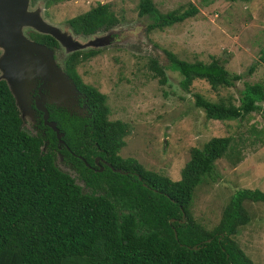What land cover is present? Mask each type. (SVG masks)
Segmentation results:
<instances>
[{"label": "trees", "instance_id": "trees-1", "mask_svg": "<svg viewBox=\"0 0 264 264\" xmlns=\"http://www.w3.org/2000/svg\"><path fill=\"white\" fill-rule=\"evenodd\" d=\"M197 12L192 4L164 14L157 12L152 0L137 4V15L152 21L146 32L181 23ZM116 24L108 3H98L66 20L71 32L79 36L107 31ZM28 37L53 51L58 49L47 35L28 32ZM97 53L76 52L63 60L64 73L91 106L90 116L83 118L46 106L48 120L64 134L61 149L56 148L54 133L42 125L41 117L34 135L24 130L14 100L0 81V264H253L234 237L250 220L245 202L264 203V192L236 190L211 229L189 212L194 190L211 179L215 162L231 156L232 163L240 160L239 152L231 151V138L212 137L191 148L177 181L145 169L132 158L120 157L128 125L108 119L105 95L84 84L76 72L80 61ZM163 53L167 68L154 59L148 62L160 85L166 83V69L181 76L179 85L184 91L195 80L216 91L242 79L213 57L209 62H190L169 51ZM252 70L250 66L248 73ZM237 101V105L231 99L214 102L194 95V106L206 119L243 120L260 109L263 83L245 84ZM95 158L101 160V171ZM58 162L70 172L60 170Z\"/></svg>", "mask_w": 264, "mask_h": 264}, {"label": "rangeland", "instance_id": "rangeland-1", "mask_svg": "<svg viewBox=\"0 0 264 264\" xmlns=\"http://www.w3.org/2000/svg\"><path fill=\"white\" fill-rule=\"evenodd\" d=\"M138 2L30 0V7L43 6L47 21L75 36L66 20L98 3L110 5L118 24L109 31L79 36L76 39L80 44L87 42L89 47L72 53L98 51L92 58L80 61L76 71L85 84L105 95L108 119L128 125L129 134L118 153L120 157L132 158L145 169L177 181L191 148L200 147L212 137L231 138V151L239 152L240 160L232 163L233 156L217 160L211 179L194 190L189 207L191 217L211 229L236 190L264 192V101L258 104V111L243 120L214 121L206 119L203 111L194 106V95L214 102L231 99L237 105L245 84L262 82L264 86V0H152L159 14L186 9L188 4L198 12L181 23L150 32L145 27L152 21L148 16L137 15ZM164 51L190 62H209L213 57L229 73L241 74L242 79L233 87L216 91L195 80L184 91L179 85L181 76L166 69V83L160 85L149 71L148 62L154 59L167 68ZM64 52L62 48L53 51L59 67L67 56ZM250 66L253 70L248 73ZM73 104L74 101L69 105ZM34 118L33 124L23 123L24 130L33 135L36 113ZM58 167L70 172L59 162ZM244 206L250 220L238 229L234 239L253 264H264V203L245 202Z\"/></svg>", "mask_w": 264, "mask_h": 264}, {"label": "water", "instance_id": "water-1", "mask_svg": "<svg viewBox=\"0 0 264 264\" xmlns=\"http://www.w3.org/2000/svg\"><path fill=\"white\" fill-rule=\"evenodd\" d=\"M28 32L53 38L58 48L65 51L64 57L89 47V44H80L76 39L79 35L72 36L67 30L47 21L43 6L30 7V0H0V81L6 84L22 122L33 124L35 112H40L42 125L54 133L60 149L61 145L64 146V134L55 122L48 120L45 104L59 105L60 101L62 106H66L64 102L70 97L75 98L77 90L62 67L57 65L53 50L31 40ZM34 91L38 95H33ZM41 91L48 98H38L42 96ZM107 166L113 172L125 174Z\"/></svg>", "mask_w": 264, "mask_h": 264}, {"label": "flooded vegetation", "instance_id": "flooded-vegetation-1", "mask_svg": "<svg viewBox=\"0 0 264 264\" xmlns=\"http://www.w3.org/2000/svg\"><path fill=\"white\" fill-rule=\"evenodd\" d=\"M62 67V66H61ZM63 70V68H61ZM77 72V71H76ZM80 77V76H79ZM81 79V78H80ZM82 81V79H81ZM83 82V81H82ZM84 83V82H83ZM85 84V83H84ZM88 85V84H86ZM91 86V85H89ZM93 87V86H92ZM42 92V91H41ZM33 95H38L36 93V91L33 92ZM38 98H48L46 96V93L45 92H42V96H38ZM71 101H74V104L72 106H70L69 104L71 103ZM59 105H56L55 103H46L45 104V108L46 106H49L50 108H53V109H56L57 111H61V110H64L66 111L67 113H69L70 115H76L78 117H89L90 114L88 113V107L91 106V101L87 99V97L85 96L84 92L80 91L79 89H77V92H76V97L73 98V97H70V99L67 101H65L64 103L67 104L66 106H62L63 102H58ZM74 108L76 110H74ZM36 113V112H35ZM39 113L40 115H37V119L39 117H41V113L40 112H37ZM38 124V123H37ZM64 146L61 145L60 146V149L63 148ZM57 148V146H56ZM58 149V148H57ZM101 160L99 158H95V162L94 163L96 166H98V169L101 168L98 164H102L100 162ZM100 162V163H98ZM105 165L107 163H104ZM102 169V168H101Z\"/></svg>", "mask_w": 264, "mask_h": 264}]
</instances>
